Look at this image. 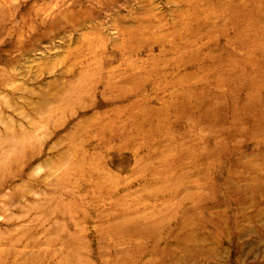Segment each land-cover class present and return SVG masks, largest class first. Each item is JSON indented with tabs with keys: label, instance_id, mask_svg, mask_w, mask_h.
<instances>
[{
	"label": "rangeland",
	"instance_id": "1",
	"mask_svg": "<svg viewBox=\"0 0 264 264\" xmlns=\"http://www.w3.org/2000/svg\"><path fill=\"white\" fill-rule=\"evenodd\" d=\"M0 264H264V0H0Z\"/></svg>",
	"mask_w": 264,
	"mask_h": 264
},
{
	"label": "bare ground",
	"instance_id": "2",
	"mask_svg": "<svg viewBox=\"0 0 264 264\" xmlns=\"http://www.w3.org/2000/svg\"><path fill=\"white\" fill-rule=\"evenodd\" d=\"M92 173V172H91Z\"/></svg>",
	"mask_w": 264,
	"mask_h": 264
}]
</instances>
